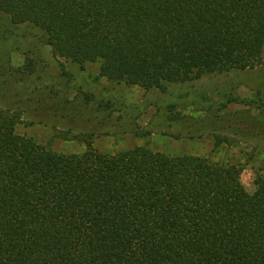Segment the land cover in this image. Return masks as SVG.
Here are the masks:
<instances>
[{"label":"trees","instance_id":"obj_1","mask_svg":"<svg viewBox=\"0 0 264 264\" xmlns=\"http://www.w3.org/2000/svg\"><path fill=\"white\" fill-rule=\"evenodd\" d=\"M0 13L145 91L263 61L264 0H0ZM18 121L0 110V264H264V179L249 193L234 165L144 146L56 153Z\"/></svg>","mask_w":264,"mask_h":264},{"label":"rangeland","instance_id":"obj_2","mask_svg":"<svg viewBox=\"0 0 264 264\" xmlns=\"http://www.w3.org/2000/svg\"><path fill=\"white\" fill-rule=\"evenodd\" d=\"M41 30L0 13V110L17 134L62 154L137 146L234 165L247 192L264 179V51L250 70L145 91L99 76L98 62L56 57ZM220 141L218 145L215 143Z\"/></svg>","mask_w":264,"mask_h":264}]
</instances>
